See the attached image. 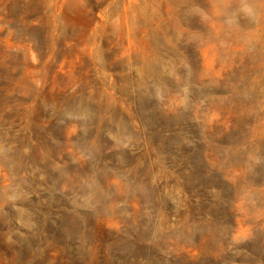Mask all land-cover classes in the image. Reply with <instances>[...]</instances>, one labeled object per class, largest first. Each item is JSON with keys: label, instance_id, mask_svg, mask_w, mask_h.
<instances>
[{"label": "rangeland", "instance_id": "374dc122", "mask_svg": "<svg viewBox=\"0 0 264 264\" xmlns=\"http://www.w3.org/2000/svg\"><path fill=\"white\" fill-rule=\"evenodd\" d=\"M0 264H264V0H0Z\"/></svg>", "mask_w": 264, "mask_h": 264}]
</instances>
